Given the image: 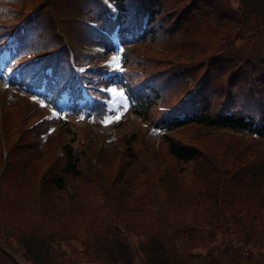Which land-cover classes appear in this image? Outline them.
Segmentation results:
<instances>
[{
    "label": "trees",
    "instance_id": "obj_1",
    "mask_svg": "<svg viewBox=\"0 0 264 264\" xmlns=\"http://www.w3.org/2000/svg\"><path fill=\"white\" fill-rule=\"evenodd\" d=\"M37 1L40 3L24 11L23 2L18 3L22 7H13L9 2L17 0H0V50L5 52L0 60L8 83L37 92L53 107L60 101L66 113H80L93 122L100 121L107 112L106 88L111 84L120 87L131 111L158 129L164 146L161 153L172 158L173 163L172 166L162 163L156 159L159 156L156 152L151 153L148 162L137 155L131 145L135 133L128 130L123 117L114 119V125L130 158L126 167L106 162L100 175L81 163L83 155L71 144L75 133L68 120L57 114L42 117L35 134L45 132L50 125L61 133V139H66L61 143L62 165L49 179L51 185L61 190L65 175L79 178L89 186L96 179L100 187L96 191L102 200L95 203L94 209L105 212L111 206L117 207V203L121 206L112 215H101L95 210L97 216L88 215L92 229H84L73 221L74 212L84 201L79 195L26 200L18 190L10 191L2 183L0 235L12 236L11 231L20 234L26 230L50 243L53 238L47 233L67 221L70 232L66 236L76 237L77 244L83 245L85 240L108 243L103 228L110 225L114 231L110 237L121 239L127 231H133V226L126 222H137V216L147 213L151 219L158 216L164 226L168 225L163 232L164 242H160L170 255H193L199 264H264V149L258 159L250 152L235 164L222 163L196 143L178 137V132H169L191 123L200 127H228L252 133L263 141L264 148V48L253 49L250 57L236 44L254 43L258 37L264 39V13L255 16L254 22L248 18V24L242 26L237 3L233 6L223 0L216 3L235 7L237 14H228L223 6L214 8L212 0ZM209 11L227 17L232 32L228 33L221 25L217 26L220 30L210 27L206 32L211 36L209 44L203 43V37L198 42L173 38L178 30L181 33L190 25L195 26L197 18L204 28L208 26ZM188 32L185 36L190 37ZM58 33L65 34L70 45L61 41ZM8 34L11 38L5 42ZM113 39L119 44L118 74L108 73L100 61L104 51L115 49ZM187 43L207 46L208 50L212 47L203 63L169 67L168 62L161 63L144 52L148 45L154 44L186 50ZM87 45L96 49L85 48ZM149 66L151 70L144 68ZM168 86L177 90L169 91ZM33 107L36 109L37 105ZM12 109L15 110V103L1 110L2 131L19 122L11 118ZM1 141L0 137V145ZM238 153H233V158ZM9 159L7 156L5 161ZM84 167L90 170L89 175ZM5 168L0 180L3 176L14 177L4 173ZM92 188L87 189L90 196L94 195ZM117 194L131 198L111 204L107 197L115 198ZM2 195L9 199H1ZM28 205L30 209L25 211ZM61 215L63 218L59 219ZM28 221L29 228L24 225ZM172 224L180 227L184 236L169 239ZM146 237L141 239V246L153 236ZM80 248L73 245L66 258L72 262L81 257L83 264H103Z\"/></svg>",
    "mask_w": 264,
    "mask_h": 264
},
{
    "label": "rangeland",
    "instance_id": "obj_2",
    "mask_svg": "<svg viewBox=\"0 0 264 264\" xmlns=\"http://www.w3.org/2000/svg\"><path fill=\"white\" fill-rule=\"evenodd\" d=\"M212 1L214 8L223 6L226 8L228 14H237L235 7H229L225 3H216V0ZM223 1L228 4L232 3L233 6L237 3V10L241 13L240 19H243L242 26L248 24V18L254 22L255 16L264 13V0ZM20 2L22 5L23 3L26 5L25 8H22L24 11L28 10L32 4L40 3L37 0H29L26 2L17 0V3L9 2V5L16 7L21 5L18 4ZM50 4L51 3H49V5ZM209 13L208 26L204 28L200 24L199 18H197L195 26L190 25V28L187 27L190 37L185 36L187 31H183L181 34L178 30L176 34L172 35L173 38L179 37L184 40L188 39L193 42H198L201 41L200 39L203 37V43L209 44L211 36L207 35L206 32L209 31L210 27L220 30L221 27L217 28V26L221 25L228 33L232 32V23H230L227 17L222 16V14L218 15L215 12L209 11ZM58 36L61 41H65L70 45L65 34L58 33ZM236 44L243 53L246 51L248 56L252 57L254 50L260 51L264 48V39L258 37L254 43L251 41V43L243 42ZM147 47L148 49L144 52L151 55L152 58L156 57L155 60H160L161 63L168 62L169 67L182 64L188 65L195 61H198V64L199 62L203 63V61H205V54L207 52L209 53L212 48L210 47L208 50L207 46L205 48L201 45L198 46L196 43L192 45L191 43H187L185 46L186 50H179L178 48L173 50L167 47L163 48L156 44L148 45ZM250 47H252L251 50ZM85 48L96 49V47L89 45L85 46ZM110 52L104 54L103 60L114 67L120 61L116 54ZM224 66L225 64L222 63V68ZM169 67H167V69ZM144 68L151 70L152 66ZM181 77H183V75H181ZM3 80L4 77L0 73L1 110L6 108L9 104L15 103V110L12 109L13 113L11 118L19 122L13 126H11V124L8 125L4 131L0 129V137L2 138L0 145V150L2 151L0 155V174L6 167L4 173L14 175V177L11 176L10 178H4L3 176L0 180V184H5L10 191L16 192L18 190V193L26 200L38 198L39 196L67 198L72 196V194L79 195L81 198H84V201L81 202L82 204L78 205V209L74 212L75 217H73V221L76 226L83 227L84 229H92L89 225L90 219L88 215L94 214L93 216L95 217L98 215V212L101 215L115 214L118 211L115 208L121 206V204L117 202H127L131 197L128 196V198H126L124 195L117 194L115 198H112V195H109L107 197L109 202L111 204L117 203V207L111 206L110 211L108 209V211L100 212V209L97 207L94 209L95 203H101L102 200L101 195H98L97 193L99 192L96 191V189L100 190L96 179L94 185L89 186V184H85L82 180H79V178L65 175L63 177L64 187L61 190H56L49 182V179L59 171L62 165L63 153L61 143L66 139H61V133L56 131L54 127L50 128V125L49 128L44 130L45 132L39 131V133L35 134V128H39L40 119L42 117L45 118V114H49L47 117L59 114L62 115L61 117L64 119L68 120L70 127L75 133V139L71 141V144L73 147L80 150V154L83 155V158L81 157V163L83 162L89 169H94L100 175L103 171L102 167L104 164H107L106 162L111 163L115 167L118 164H122L126 167L127 161L130 158L126 153V147L121 135L118 134L117 128L114 125V117L117 115H120V119L124 117L125 126L129 128L128 130H132L133 133H135V139H133L131 145L137 155L142 156L143 160L148 162L152 157L151 153L156 152L159 155H156V159L162 163H169L172 166V158L165 153H161L163 143H161L158 129L153 127L148 120L136 116L125 109L126 101L121 97L117 89H111L109 103L107 101V106H109L111 110L110 114L102 117L99 124H95L93 121H84L73 115H63L62 110H65V108H63V105L59 102H57V109L52 110L49 107L48 109L45 105L39 104L42 102L38 98L28 95L23 91L20 92L13 88H8L4 85ZM172 89L171 86H168L169 91ZM163 93L165 94L164 91ZM34 105H37L36 109L33 107ZM22 108L27 111H22ZM106 120L110 122L105 124L104 121ZM8 130H10V132L5 136L4 133ZM47 131L51 133H47ZM171 131L178 132L176 134L181 139L183 138L186 141L194 142L196 145L201 146L204 152L206 151L213 154L218 158V161L222 163L223 161H233V164H235L236 161L246 157V154L250 152L254 153L257 159L263 155V141L250 132L248 133L219 126H215V128L200 127L192 123L182 124L179 127L169 130V132ZM238 151L240 153H238ZM5 152L6 155L4 156ZM233 153H238V156L233 158ZM7 156L10 157L8 162L5 161ZM30 169L31 172H29ZM84 169L89 175L90 170L86 167H84ZM27 174H29L28 180H26ZM119 186H121V183H119ZM102 187L104 191L105 184H103ZM90 188H92L91 191L94 194L93 196H90L87 191V189ZM106 195L107 193L105 192V196ZM1 199L5 200L9 199V197L2 195ZM22 207L23 206H21V208ZM28 209H30L29 205L26 206L24 210L28 211ZM95 210H98V212L94 213ZM136 212L140 213V211ZM119 216H121V214H119ZM137 217V222H126L128 226H133L131 228L133 231H127L126 235H123V237L120 236L121 239L114 238V236L110 237V233L114 232L110 225L103 228L104 236H107L106 239L110 240L108 243H95L91 240H85L83 245L77 244L78 239L76 237L71 238L66 236L70 232L67 221L47 233L49 237L53 238L50 243L44 242L43 238H36L34 233L31 235V231H29L30 234L26 230L19 234L17 231L8 229L14 235H0V264H83L84 262L81 260V257H75V260L72 262L68 257L66 258L69 249L72 248L73 245H76L78 249H81L80 246H82L88 254V257L99 260L100 263L103 264H115L116 262L119 264H199L193 255L173 256L166 251L165 244L160 241L164 242L163 232L168 225L164 226V222H162L158 216H154L151 219V217L145 213V215ZM58 218L62 219L63 215ZM24 225L29 228L30 222H24ZM169 227L172 230V234H167L169 239H175L183 234L182 230H180L181 228L176 227L175 224ZM149 229H152V231H148ZM145 236L153 237L149 238L145 243H142L141 246V239H147ZM76 254H79V252H76Z\"/></svg>",
    "mask_w": 264,
    "mask_h": 264
},
{
    "label": "snow or ice",
    "instance_id": "obj_3",
    "mask_svg": "<svg viewBox=\"0 0 264 264\" xmlns=\"http://www.w3.org/2000/svg\"><path fill=\"white\" fill-rule=\"evenodd\" d=\"M114 119H119V117L117 116V117H115ZM109 122H110V121H108V120L104 121L105 124H107V123H109Z\"/></svg>",
    "mask_w": 264,
    "mask_h": 264
}]
</instances>
